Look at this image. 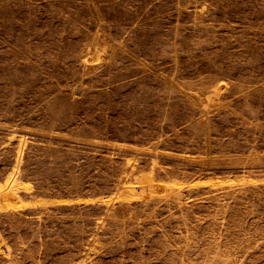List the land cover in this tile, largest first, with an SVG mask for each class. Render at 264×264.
Masks as SVG:
<instances>
[{
    "label": "rangeland",
    "instance_id": "obj_1",
    "mask_svg": "<svg viewBox=\"0 0 264 264\" xmlns=\"http://www.w3.org/2000/svg\"><path fill=\"white\" fill-rule=\"evenodd\" d=\"M0 264H264V0H0Z\"/></svg>",
    "mask_w": 264,
    "mask_h": 264
}]
</instances>
